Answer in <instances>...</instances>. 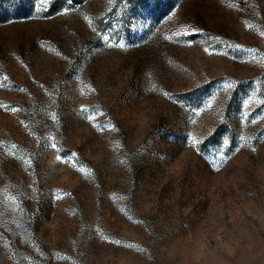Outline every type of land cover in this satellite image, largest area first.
<instances>
[{
    "label": "rangeland",
    "instance_id": "1",
    "mask_svg": "<svg viewBox=\"0 0 264 264\" xmlns=\"http://www.w3.org/2000/svg\"><path fill=\"white\" fill-rule=\"evenodd\" d=\"M0 264H264V0H0Z\"/></svg>",
    "mask_w": 264,
    "mask_h": 264
}]
</instances>
